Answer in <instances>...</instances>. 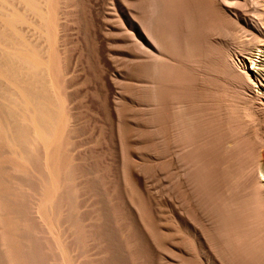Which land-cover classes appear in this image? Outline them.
<instances>
[{
  "label": "rangeland",
  "instance_id": "374dc122",
  "mask_svg": "<svg viewBox=\"0 0 264 264\" xmlns=\"http://www.w3.org/2000/svg\"><path fill=\"white\" fill-rule=\"evenodd\" d=\"M117 1L0 0V67H12L10 77L0 73V186L11 201L6 214L21 226L16 238L32 264H228L213 242L214 216L192 193L165 125L153 121L150 45L137 36L146 14L140 0ZM262 3L245 0L243 9L230 10L232 32L247 35L248 46L256 34L247 25H264ZM229 51L240 59L237 41ZM31 78L55 114L47 141L34 135L31 108L18 89ZM239 87L236 81L230 87V104L240 137L264 160V109L243 105ZM10 127L25 130L26 138L16 141ZM54 163L63 170L48 199L41 186ZM4 251L0 243V264Z\"/></svg>",
  "mask_w": 264,
  "mask_h": 264
},
{
  "label": "bare ground",
  "instance_id": "6f19581e",
  "mask_svg": "<svg viewBox=\"0 0 264 264\" xmlns=\"http://www.w3.org/2000/svg\"><path fill=\"white\" fill-rule=\"evenodd\" d=\"M244 1L140 0V8L146 15L139 25L142 34L138 33L137 36L145 45H150L151 52H148V56L153 61L155 81L152 103L155 105L156 114L153 121L165 125L170 143L177 148L176 156L185 163L186 175L192 183V193L197 196L195 198L200 202V207L214 216L215 226L219 228L213 240L215 247L225 255L228 264H264V185L260 179L264 178L263 155L260 156V152L259 157H255L252 147L240 137L230 104V87L236 81L240 85L237 97L239 101L243 105L255 107L256 110L264 109V25H257L261 17L254 15L258 19L257 24L247 25L256 34L251 40V46L245 42L248 38H242L244 34L241 37L232 32L230 10L237 7L243 9ZM132 4L137 5L135 2ZM124 5L127 3L124 2ZM246 36L244 35L245 38ZM116 39L120 40L119 37ZM233 40L238 42L242 51L236 62L231 59L229 51L230 42ZM11 68L0 67V73L10 77ZM18 85L24 102L31 108L34 135L47 141L55 130L56 118L46 105L42 84L40 87L31 78ZM174 102L175 110L170 107ZM9 129L16 141L26 138L25 130L18 127ZM2 140L0 136V142ZM248 167L250 174L244 176L242 173ZM52 170V178L44 180L41 186L42 195L48 199L51 198L50 190L59 183L58 172L63 168L54 163ZM6 195L7 192L0 186V243L5 247L4 264H32V255L30 252L27 255L25 245L16 238L21 226L13 224L6 214L11 202L5 200ZM61 204L62 201L57 200L55 209L58 210ZM204 246L206 247L205 243Z\"/></svg>",
  "mask_w": 264,
  "mask_h": 264
}]
</instances>
